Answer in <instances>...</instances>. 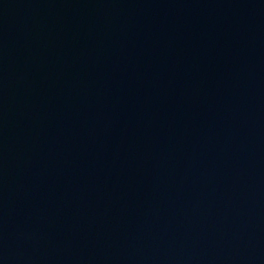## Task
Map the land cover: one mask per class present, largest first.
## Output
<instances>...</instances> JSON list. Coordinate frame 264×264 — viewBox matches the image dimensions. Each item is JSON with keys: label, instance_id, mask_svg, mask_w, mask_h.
<instances>
[{"label": "water", "instance_id": "95a60500", "mask_svg": "<svg viewBox=\"0 0 264 264\" xmlns=\"http://www.w3.org/2000/svg\"><path fill=\"white\" fill-rule=\"evenodd\" d=\"M0 264H264V0H0Z\"/></svg>", "mask_w": 264, "mask_h": 264}]
</instances>
